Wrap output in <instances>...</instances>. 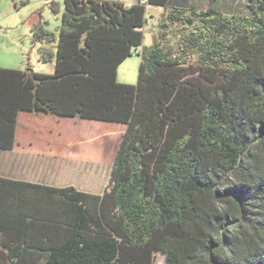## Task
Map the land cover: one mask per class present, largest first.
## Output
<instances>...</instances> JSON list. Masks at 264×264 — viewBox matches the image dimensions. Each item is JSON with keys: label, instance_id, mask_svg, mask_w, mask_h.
<instances>
[{"label": "trees", "instance_id": "obj_1", "mask_svg": "<svg viewBox=\"0 0 264 264\" xmlns=\"http://www.w3.org/2000/svg\"><path fill=\"white\" fill-rule=\"evenodd\" d=\"M199 1L63 0L55 33L32 20L52 73L0 68V154L21 114L123 131L100 195L0 176V264H264V0Z\"/></svg>", "mask_w": 264, "mask_h": 264}, {"label": "rangeland", "instance_id": "obj_2", "mask_svg": "<svg viewBox=\"0 0 264 264\" xmlns=\"http://www.w3.org/2000/svg\"><path fill=\"white\" fill-rule=\"evenodd\" d=\"M108 1H120L126 6L135 3L134 0ZM55 2L58 14H53L44 0H0V68L46 75L52 73L50 64L43 65L38 62L37 50L40 46L31 44L30 23L34 18H38L47 31L55 33L60 24L63 0ZM245 2L246 0H220V6L223 12L232 14L241 11ZM199 4L202 9L208 6L206 0H200ZM146 13L143 46L150 47L161 33L158 26L162 9L147 6ZM176 41L174 34H168L162 44L171 48L175 46ZM139 61V57L132 53L117 69V83L134 86ZM64 121L54 126L52 119L48 121L41 118L36 121L34 127L28 128L39 130L42 134L48 130L62 132L54 141L55 145L59 146L58 154L63 158L51 159L49 169L37 166L26 171L27 168H24L23 174L26 173L28 178L30 177V182L44 183L55 188L72 187L78 191L100 195L108 183L123 128L96 122ZM5 160L0 159V176L17 179ZM156 261L157 264H165L161 255L156 256Z\"/></svg>", "mask_w": 264, "mask_h": 264}, {"label": "crops", "instance_id": "obj_3", "mask_svg": "<svg viewBox=\"0 0 264 264\" xmlns=\"http://www.w3.org/2000/svg\"><path fill=\"white\" fill-rule=\"evenodd\" d=\"M139 0H134L137 2ZM20 118V117H19ZM46 119L54 121V126L57 123H63L64 120H67L66 123L81 120H72V119H58L56 117L46 116V115H33V114H22V117L18 121L16 134H15V144L11 152L1 153L0 159L5 160L7 165L14 171V176H17V179L25 181L27 183L39 184L43 186H48L44 183L39 182H30L28 176L23 174V169L27 168L26 171L34 169L35 167H46L49 169V163L51 159H61L62 155L58 154V145H55L54 139L62 135V132L48 130L45 133H41L39 130L28 129L34 127V124L38 119ZM65 122V121H64ZM85 122V121H81ZM88 122V121H86ZM21 123L23 126H21ZM44 132V131H43ZM41 135H46L42 137ZM65 158V156H64ZM5 177V176H2ZM9 178V177H5ZM11 179V178H9ZM28 180V181H27ZM32 180V179H31ZM35 180V179H34ZM52 187V186H49Z\"/></svg>", "mask_w": 264, "mask_h": 264}]
</instances>
